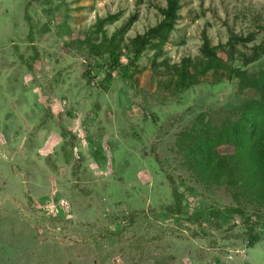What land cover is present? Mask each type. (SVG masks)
Instances as JSON below:
<instances>
[{"label":"rangeland","instance_id":"rangeland-1","mask_svg":"<svg viewBox=\"0 0 264 264\" xmlns=\"http://www.w3.org/2000/svg\"><path fill=\"white\" fill-rule=\"evenodd\" d=\"M155 6L164 2L0 0V264H264V235L246 248L240 218H221L210 245L186 218L232 202L224 188L195 187L175 142L199 114L219 123L240 101L234 86L168 91L153 65L196 57L203 31L217 45L230 30L264 26V0H182L162 54L146 50L127 74L108 77L105 58L71 45L109 14L121 17L107 36L136 10L126 38L142 34L160 19ZM166 175L181 194L180 219L163 211Z\"/></svg>","mask_w":264,"mask_h":264},{"label":"trees","instance_id":"trees-1","mask_svg":"<svg viewBox=\"0 0 264 264\" xmlns=\"http://www.w3.org/2000/svg\"><path fill=\"white\" fill-rule=\"evenodd\" d=\"M162 1L164 6H155L159 21L142 34L126 38L139 19L136 10L107 36L105 25H111L121 17V13L109 14L98 19L83 40H76L71 45L79 53L84 51L87 58H105L108 77L118 69L127 74L146 50L158 48L155 57L162 54L161 48L169 42L181 19L182 0ZM257 34H261L259 43H255ZM124 51L127 63L121 65ZM155 61L153 65L161 72L164 70L163 86L168 91L183 93L197 90L202 93L207 87L223 83L234 86L233 95L240 99L239 103L232 106L217 124L205 113L197 115L191 125L178 134L175 151L183 160L182 164L195 187L202 190L224 188L232 201L227 207L209 206L186 217L199 227V231L192 235L210 245L209 234L212 231L219 233L223 228L221 218L238 217L244 228L246 248L253 247L264 235V66L260 64L264 61V26L256 25V30L246 35L230 30L227 41L217 45H212L203 31L196 57H184L171 65L167 59L159 64ZM83 76L90 81L89 72ZM206 77L213 85L203 84ZM122 79L132 80L129 75ZM246 92L255 94V97L249 98ZM173 106L177 107L176 104ZM169 109L165 108L166 113ZM152 120L156 124L158 117L153 114ZM225 147L231 148V153H221L220 149ZM165 179L171 190L172 203L164 205L163 211L173 219H180L183 216L181 194L171 176L166 175ZM195 187L189 189L194 194L197 193ZM201 222L207 223L201 227Z\"/></svg>","mask_w":264,"mask_h":264}]
</instances>
